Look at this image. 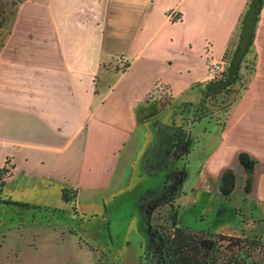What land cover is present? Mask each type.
Segmentation results:
<instances>
[{"label": "crops", "instance_id": "0c3cea01", "mask_svg": "<svg viewBox=\"0 0 264 264\" xmlns=\"http://www.w3.org/2000/svg\"><path fill=\"white\" fill-rule=\"evenodd\" d=\"M250 1L0 0V170L8 159L12 166L5 192L39 189L46 198L54 189L62 200L72 188L80 199L110 193L127 168L137 172L161 118L155 97L187 102L215 65L232 60ZM260 95L259 64L252 134L264 143ZM252 155L264 164V153Z\"/></svg>", "mask_w": 264, "mask_h": 264}, {"label": "rangeland", "instance_id": "374dc122", "mask_svg": "<svg viewBox=\"0 0 264 264\" xmlns=\"http://www.w3.org/2000/svg\"><path fill=\"white\" fill-rule=\"evenodd\" d=\"M6 33V30L0 32V47ZM238 43L239 40L237 46ZM259 64L261 69H264V7L256 30L254 47L244 63L239 83L229 91L230 93L218 99L213 98L204 108V113H207L209 119L218 123V131L214 129L217 135L224 133L221 150L228 151L224 152L227 153L226 157L221 158L227 163L233 161L236 151L243 150L252 155V149H255V152L264 153V143L253 140L251 118L252 74L258 70ZM170 98V95H167L166 99L163 98V103L169 102ZM260 98L264 102V96L260 95ZM191 117L189 111L185 118ZM219 144L220 142L217 143L218 146ZM262 161L264 162V159ZM218 164L216 171L220 168ZM199 169V162L194 160L188 169L189 186L195 187ZM131 172L132 169L127 168L121 184L115 186L108 194L103 191L95 194L94 191L87 192L94 194L87 197V194H83L84 197H81L78 203L80 212L86 215L83 216V221L75 218L68 207V210L54 212L55 209H34L0 203V264H144L141 256L148 243V235L143 227L142 210L138 202L139 194L154 181L145 174L144 178L150 180L141 183L138 171L132 174ZM258 189L262 216H255L252 210H249L256 222L253 223L251 218L247 226L250 233H253L248 235L260 237L264 243V171ZM45 192L39 189H24L10 190L6 194L8 198L12 197L31 205L48 204L54 208H66L59 191H47L52 197L46 198ZM112 193L116 200L107 205L106 211L103 199L110 197ZM193 197L190 221L194 227L209 226L226 232L233 231V224H238L239 217L232 212L231 203L224 205L222 209L225 214L218 218L214 211V189L200 188ZM68 226L74 227L78 236L68 234ZM253 255L255 264L264 262V253L259 249L254 251Z\"/></svg>", "mask_w": 264, "mask_h": 264}, {"label": "flooded vegetation", "instance_id": "af4514ba", "mask_svg": "<svg viewBox=\"0 0 264 264\" xmlns=\"http://www.w3.org/2000/svg\"><path fill=\"white\" fill-rule=\"evenodd\" d=\"M1 5L0 3V7ZM254 41L255 38L252 47L248 51L249 53L242 60L237 80L232 86L224 89L208 90L209 85L224 81L229 77L231 60L229 63H225L224 70L219 76H214L204 88L199 89L187 102L171 106V98L169 102L163 103V98L166 99L167 97L166 94L163 96L159 93L155 97L157 114H155V109L149 114H155L154 117L159 115L161 118L154 123V140L145 150L141 165L137 170L141 183L150 179L154 181L153 183L150 182L151 185L139 194L140 203L138 202L142 210L143 227L148 235V243L144 247V253L141 256V261L144 264H174V255L178 252V249L185 247L183 240L187 236H191L196 240L202 246L204 252L219 251L223 256L229 257L232 256V250H234L232 248L233 240L240 241L236 246V251H238L243 248V240L260 238L249 236L253 233H250L247 224L251 218L253 223L256 222L255 217L248 212L249 210H252L255 216H262L259 208L258 186L264 171V164L253 155H250L249 152L243 150L236 151L233 161L231 160L232 162L222 161L221 156L226 157L227 153L224 152L228 151L226 149L221 150L224 133L217 135L214 129H218V123L214 119H209L207 113H204V108L208 106L209 101L213 98L218 99L225 96L239 83L244 63L254 47ZM256 71L252 74V77ZM189 111L192 117L186 119L185 115ZM219 142L218 146L217 143ZM194 160L200 164L195 187L193 185L189 186L188 182V169L191 168ZM217 163H219L220 168L216 171ZM2 169L6 170V175L4 176V186L0 192L1 204L34 209H55L54 212L64 211L68 207L75 218L81 219L80 221H83V216L86 217L84 213L80 212L78 189L70 188L76 194L74 195L71 191L67 194L68 199H70L69 202L63 201L67 204H64L66 208L31 205L30 203L14 200L12 197L8 198L5 187L6 178L12 174L10 159L5 161V166ZM145 174L150 179H145ZM200 188L215 190L214 211L215 214L217 213L216 217L218 218L225 214L222 209L224 205L231 203V206H233L232 212L239 217L238 224H233V227H235L233 231L226 232L209 226L205 228L194 227L190 221V205L193 202V194ZM65 189L68 188L63 190ZM115 200L113 195L103 199L106 211L107 205L114 203ZM147 218H149V228L145 223ZM240 225L243 226L239 228ZM67 231L70 235L78 236L74 227L68 226ZM79 239L82 240V238ZM95 250L98 251V249Z\"/></svg>", "mask_w": 264, "mask_h": 264}, {"label": "trees", "instance_id": "16d2710c", "mask_svg": "<svg viewBox=\"0 0 264 264\" xmlns=\"http://www.w3.org/2000/svg\"><path fill=\"white\" fill-rule=\"evenodd\" d=\"M253 45V44H252ZM251 45V47H252ZM249 53V52H248ZM128 68V64H126L122 70H126ZM6 175V170L2 169L0 173V192L4 186V176ZM76 194L75 191L70 189L62 190V200L64 202H69L67 194L68 193ZM234 250H232V256H223L221 252H211L206 253L203 251L202 246L194 240L191 236H187L183 240V244L185 247L182 249H178V252L174 255L173 263L174 264H255V257L253 255L254 251H259L264 253V243L260 238L254 239H245L243 240V248L242 250L236 251V246H238V242L233 240ZM182 246V245H181ZM211 254V255H209ZM237 254V255H236ZM261 256V254H258ZM259 264V263H258ZM264 264V262L262 263Z\"/></svg>", "mask_w": 264, "mask_h": 264}, {"label": "water", "instance_id": "95a60500", "mask_svg": "<svg viewBox=\"0 0 264 264\" xmlns=\"http://www.w3.org/2000/svg\"><path fill=\"white\" fill-rule=\"evenodd\" d=\"M263 8V0H251L249 7L245 13L242 21L239 43L235 50L233 59L230 63V75L229 77L217 83L209 85L208 90L224 89L232 86L236 82L240 65L243 58L248 53L253 40L255 38L256 27L258 24L259 16ZM63 201V200H62ZM149 218L146 219V226L149 228Z\"/></svg>", "mask_w": 264, "mask_h": 264}, {"label": "built area", "instance_id": "2783aa9c", "mask_svg": "<svg viewBox=\"0 0 264 264\" xmlns=\"http://www.w3.org/2000/svg\"><path fill=\"white\" fill-rule=\"evenodd\" d=\"M224 67H225V63L224 64L222 63V65H215L213 69L214 76H219L223 72Z\"/></svg>", "mask_w": 264, "mask_h": 264}]
</instances>
